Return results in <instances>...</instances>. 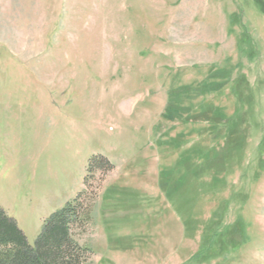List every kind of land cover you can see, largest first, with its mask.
<instances>
[{
  "label": "rangeland",
  "instance_id": "rangeland-1",
  "mask_svg": "<svg viewBox=\"0 0 264 264\" xmlns=\"http://www.w3.org/2000/svg\"><path fill=\"white\" fill-rule=\"evenodd\" d=\"M84 189V264H264V0H0V207Z\"/></svg>",
  "mask_w": 264,
  "mask_h": 264
},
{
  "label": "trees",
  "instance_id": "trees-1",
  "mask_svg": "<svg viewBox=\"0 0 264 264\" xmlns=\"http://www.w3.org/2000/svg\"><path fill=\"white\" fill-rule=\"evenodd\" d=\"M111 166L104 156L94 155L86 170H101L105 174ZM93 194V189L81 190L62 208L52 212L32 245L16 221L0 207V264H84L91 251L75 241L72 231L74 227L88 224L91 204L84 197L93 198Z\"/></svg>",
  "mask_w": 264,
  "mask_h": 264
}]
</instances>
